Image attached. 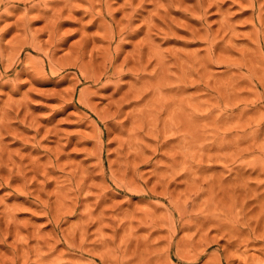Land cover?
<instances>
[{
    "label": "rangeland",
    "instance_id": "rangeland-1",
    "mask_svg": "<svg viewBox=\"0 0 264 264\" xmlns=\"http://www.w3.org/2000/svg\"><path fill=\"white\" fill-rule=\"evenodd\" d=\"M0 264H264V0L0 3Z\"/></svg>",
    "mask_w": 264,
    "mask_h": 264
},
{
    "label": "clouds",
    "instance_id": "clouds-1",
    "mask_svg": "<svg viewBox=\"0 0 264 264\" xmlns=\"http://www.w3.org/2000/svg\"><path fill=\"white\" fill-rule=\"evenodd\" d=\"M4 2V0H0V3H3ZM73 78H75L74 77V73H69L68 74V79H69V81L71 80V79H73ZM57 85H59V86H67L66 84H61V82H57ZM49 86H55V85H49Z\"/></svg>",
    "mask_w": 264,
    "mask_h": 264
}]
</instances>
